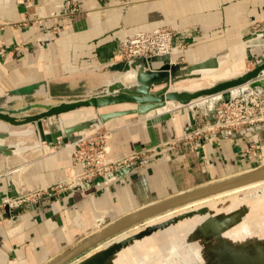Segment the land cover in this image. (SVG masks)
Returning <instances> with one entry per match:
<instances>
[{"label":"crops","instance_id":"0c3cea01","mask_svg":"<svg viewBox=\"0 0 264 264\" xmlns=\"http://www.w3.org/2000/svg\"><path fill=\"white\" fill-rule=\"evenodd\" d=\"M29 1L32 7L26 9L17 0H0V46L5 50L0 56V98L81 71L102 68L107 70L103 76L109 77L127 70L129 63L115 57L124 37L163 27L176 31L175 49L171 57L154 59L155 68L167 62L194 64L229 49L236 74L255 68L264 54V0H77L80 11L74 14L69 0ZM53 12L58 17L49 18ZM35 18L45 20L39 25L31 21ZM134 79L135 74L125 78ZM52 88L65 94L83 90L77 85ZM174 111L175 115L155 122L129 116L103 128L110 132L106 144L112 160L159 146L169 153L166 157L21 217L10 220L0 215V264H49L137 210L255 167L256 146L264 130L163 147L195 123L193 112L176 103L173 110L165 108L157 116ZM64 144H43L13 159L11 167L0 156V203L9 198L11 183L13 193L22 197L72 178L79 168ZM164 235L169 234L161 232L155 241L134 245L118 256L116 264L140 263L155 252L154 243Z\"/></svg>","mask_w":264,"mask_h":264},{"label":"water","instance_id":"95a60500","mask_svg":"<svg viewBox=\"0 0 264 264\" xmlns=\"http://www.w3.org/2000/svg\"><path fill=\"white\" fill-rule=\"evenodd\" d=\"M262 47L264 48V45ZM153 60L136 57L128 61L127 70L120 73L115 71L109 77L103 76L107 70L99 68L53 78L40 86L6 94L0 98V156L9 166L13 159L39 149L43 144L53 146L59 143L64 144L68 140L77 142L98 134L107 123L114 119L138 116L155 122L169 118L177 111L164 115L162 118L157 116L158 111L164 109L168 103H176L181 109L188 108L193 112L194 117L200 112L211 116L220 103L244 98L250 94L262 96L264 93V54L254 69H244L228 77L221 76L199 88H188L187 85L202 83L207 77L212 78L214 75L219 76L235 64L236 60H233L229 49L189 65L167 62L155 68ZM128 72L135 73L133 81L125 80ZM52 85H77L83 90L80 93L65 94L63 90H53ZM257 130H264V127L248 129L245 132ZM168 154L158 148L154 158L124 166L116 172L74 186L60 194L17 208L5 206L0 214L1 218L10 220L18 218L73 192L89 190L102 183L124 178L128 173L153 164ZM8 181L11 182V178L8 177ZM262 182H264L263 164L233 177L144 207L109 224L49 264H116L118 256L130 251L134 245L165 232L170 227L176 225L184 227L186 222L197 217L201 220L207 218L210 223H213V227L215 223L218 224L215 236L207 235L210 237L208 246L215 244V247H212L214 249L209 252L213 254L211 258L206 252L208 254L206 264H264L263 235L259 238L256 234H242L237 231L230 234L229 239L224 238L226 242L222 243V237L229 230L227 222L238 218L234 214L236 212L231 202L227 206L215 208L212 211L204 207L183 213L167 221L147 226L114 242L115 237L148 219L175 211L204 198L246 189ZM10 188L9 198H18L17 194L13 193L12 183ZM263 201L264 188L250 190L238 199L239 203H245L244 206H247L248 210L257 206L254 204ZM262 205L264 206V203L259 207ZM226 209L230 211L222 212ZM237 222L234 221L232 225L236 226ZM199 229L208 230L199 223L191 230L198 234ZM238 236H240L239 239ZM141 263L143 260L139 264Z\"/></svg>","mask_w":264,"mask_h":264},{"label":"built area","instance_id":"2783aa9c","mask_svg":"<svg viewBox=\"0 0 264 264\" xmlns=\"http://www.w3.org/2000/svg\"><path fill=\"white\" fill-rule=\"evenodd\" d=\"M77 0H69L71 13L80 11ZM17 4L29 9L32 7L29 0H17ZM58 14L53 12L49 18H56ZM47 19V18H46ZM44 18L31 19L39 25ZM57 28H54L56 30ZM176 31L170 27L155 29L151 32H138L128 34L120 42L115 57L128 62L136 57L156 59L171 57L175 49ZM5 55L4 47L0 46V56ZM192 129L173 138L163 147L180 148L193 145L198 141L209 140L216 137H225L231 133L264 127V99L257 94L220 103L214 113L209 116L205 112L198 113ZM110 132L98 133L86 137L77 142L65 143L64 148L71 149L72 162L79 171L74 176L62 183L49 186L28 195L15 199L3 200L0 209L5 206L10 208L21 207L30 203H36L41 199L60 194L74 186L84 184L106 174L116 172L120 168L135 164L146 153L157 152V149L148 150L146 153L134 154L128 158L112 160L108 157L107 141ZM159 148L162 150L161 146Z\"/></svg>","mask_w":264,"mask_h":264},{"label":"rangeland","instance_id":"374dc122","mask_svg":"<svg viewBox=\"0 0 264 264\" xmlns=\"http://www.w3.org/2000/svg\"><path fill=\"white\" fill-rule=\"evenodd\" d=\"M250 64L251 62L248 63V65ZM251 69H254V68H251ZM210 82L211 80L206 79L200 84L207 85ZM106 132L108 131L102 130L100 133H106ZM256 147H257L256 148L257 153L254 159V162L252 163V165H255V167L253 168H256L262 164L264 165V132L261 134L259 144ZM156 155H157V152H152L149 154L146 153L145 156L141 157V160L139 159L138 163L144 160L154 158ZM262 188H264V186ZM250 190H256V188L242 190L235 194L223 196L224 198L222 197L220 199L213 198L212 200L208 202L199 201L198 203L193 204L191 206L183 207L182 209H179V210H176L170 213H166L155 219H152L151 221L144 222L142 224H139L136 227L126 230L125 231L126 233L124 232L121 235L115 237L114 242L121 240L124 237L128 236L127 232L135 233L139 230L144 229L146 226L158 224V223L167 221L175 216L181 215L183 213L196 211L204 207H207L210 209V211H212L215 208H222L224 206H227L229 202L234 204L233 209L236 212L234 214L237 215L238 218H234L233 220L227 222L228 223L227 229L229 230H227V232H225L226 233L225 236L222 237V243L226 242L224 238L229 239L230 238L229 235L237 231L242 232V234H245V233L256 234L258 235L257 237L262 238V235L264 237V234H262V232L264 233V206L263 205L261 207L259 206L262 203H264V201L254 204L257 206H255V208H251L250 210L247 209V206H244L245 203L238 202V199ZM2 202L0 203V205H2ZM228 209L222 210V212H226V211L229 212L230 210ZM3 210L4 209H0V211H3ZM234 221H238L236 226L232 225ZM198 223L200 224V226H204L208 230L206 231L204 229L201 231L199 229L198 234L197 232L192 231L191 229H193L195 225H197ZM217 227H218V224L215 223L213 227V223H210L207 218L204 220H201V219H198V217L195 219H192L189 222H186L184 227L178 226V225L170 227L169 229L165 230V233L169 235L162 236L158 241L154 243L155 252L146 256V258L143 259V263L141 264H206L207 258H208V254L206 252L208 253L211 252L212 251L211 249H214L212 247H215V244L211 245L210 247L208 246V241L210 238L208 236L209 234H214L215 236V231ZM203 231H205V233H203ZM155 237L153 236L151 238V241H155L153 240ZM239 238L240 236H238V239ZM212 255H213L212 253H209V258H211Z\"/></svg>","mask_w":264,"mask_h":264},{"label":"bare ground","instance_id":"6f19581e","mask_svg":"<svg viewBox=\"0 0 264 264\" xmlns=\"http://www.w3.org/2000/svg\"><path fill=\"white\" fill-rule=\"evenodd\" d=\"M237 52H239V51H237ZM235 64H236V62H235ZM235 64H233L232 65V67L231 68H228L227 69V71H225V73H221L219 76H217V75H214V76H212V78L211 77H207L206 79L207 80H211V81H213V80H217V79H219V77H228V76H232V74H234V70L235 69H233V66L235 65ZM131 74H135L134 72H128V74L125 76V78L126 77H128L129 75H131ZM205 79V80H206ZM204 80V81H205ZM133 81V80H132ZM199 83V82H198ZM195 84H197V82L195 83ZM165 108H168V110L169 111H171V110H173L174 108H175V103H170L169 105H167ZM165 108L164 109H162V110H160V111H158V113H164L165 112ZM70 151H72L71 149H69ZM227 179V178H226ZM215 183V182H214ZM212 184V183H211ZM264 186V182H262V183H259V184H255V185H253V186H251V187H248V188H246V189H250V188H256V189H260V188H262ZM246 189H241V190H236V191H231V192H226V193H223V194H220V195H215V196H211V197H208V198H204V199H202V200H199V201H202V202H208V201H210V200H212L213 198H215V199H220V198H222L223 196H227V195H231V194H235V193H237V192H240V191H242V190H246ZM224 198V197H223ZM199 201H197V202H194L193 204H196V203H198ZM193 204H191V205H193ZM190 204L189 205H187V206H191ZM187 206H184V207H187ZM183 207H181V208H179V209H182ZM179 209H176V210H179ZM175 210V211H176ZM173 212V211H172ZM170 213V212H169ZM159 216H161V215H159ZM159 216H156V217H154V218H151V219H148L146 222H148V221H151L152 219H155V218H157V217H159ZM151 239V238H150Z\"/></svg>","mask_w":264,"mask_h":264}]
</instances>
